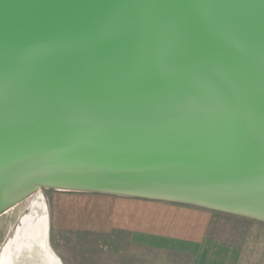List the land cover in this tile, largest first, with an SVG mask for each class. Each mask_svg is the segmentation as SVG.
Returning a JSON list of instances; mask_svg holds the SVG:
<instances>
[{"label":"water","instance_id":"water-1","mask_svg":"<svg viewBox=\"0 0 264 264\" xmlns=\"http://www.w3.org/2000/svg\"><path fill=\"white\" fill-rule=\"evenodd\" d=\"M42 188L264 221V0H0V240Z\"/></svg>","mask_w":264,"mask_h":264},{"label":"crops","instance_id":"crops-1","mask_svg":"<svg viewBox=\"0 0 264 264\" xmlns=\"http://www.w3.org/2000/svg\"><path fill=\"white\" fill-rule=\"evenodd\" d=\"M54 210L71 227L123 229L135 242L187 256L189 264H264L261 220L188 204L91 192H80ZM215 219L232 226L215 234Z\"/></svg>","mask_w":264,"mask_h":264},{"label":"rangeland","instance_id":"rangeland-1","mask_svg":"<svg viewBox=\"0 0 264 264\" xmlns=\"http://www.w3.org/2000/svg\"><path fill=\"white\" fill-rule=\"evenodd\" d=\"M36 196L20 206L18 220L8 235L0 241V264H44L39 254L31 249L23 233L16 232L24 224V217H39L44 211L49 216L48 239L61 264H189L190 259L174 250L147 246L135 242L123 229L101 232L69 226L66 218L59 220L54 210L57 204H67L80 191L42 188ZM231 223L214 220V233L227 229ZM22 232V230H20ZM219 233V231L217 232ZM223 233V232H222ZM216 234V233H215ZM4 242L3 244H1ZM9 250L6 251V247Z\"/></svg>","mask_w":264,"mask_h":264},{"label":"bare ground","instance_id":"bare-ground-1","mask_svg":"<svg viewBox=\"0 0 264 264\" xmlns=\"http://www.w3.org/2000/svg\"><path fill=\"white\" fill-rule=\"evenodd\" d=\"M20 210V208H19ZM19 210L10 226L14 225L18 220ZM24 224L21 226L20 230L16 232L17 237L20 239V234L23 233L26 237V242L31 247V249L39 254L44 264H61L60 258L52 250L48 234H49V216L47 211H44L39 217H33L32 215H26L24 217ZM9 228V230H10ZM5 235L1 236V240ZM0 240V241H1ZM9 247H6V251Z\"/></svg>","mask_w":264,"mask_h":264}]
</instances>
